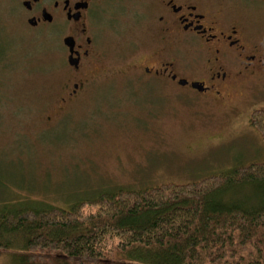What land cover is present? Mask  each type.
<instances>
[{
    "label": "rangeland",
    "instance_id": "1",
    "mask_svg": "<svg viewBox=\"0 0 264 264\" xmlns=\"http://www.w3.org/2000/svg\"><path fill=\"white\" fill-rule=\"evenodd\" d=\"M12 9L0 5V213L199 182L264 161V138L250 123L264 93L235 99V110L211 106L164 78L142 77L134 59L148 58L151 46H120L118 37L99 46L96 80L66 104L76 79L64 46ZM256 198L245 187L225 200ZM10 254L0 264H16Z\"/></svg>",
    "mask_w": 264,
    "mask_h": 264
},
{
    "label": "trees",
    "instance_id": "2",
    "mask_svg": "<svg viewBox=\"0 0 264 264\" xmlns=\"http://www.w3.org/2000/svg\"><path fill=\"white\" fill-rule=\"evenodd\" d=\"M250 123L264 138V107ZM245 187L256 190L251 207L225 200ZM0 254L16 264H264V161L199 182L1 212Z\"/></svg>",
    "mask_w": 264,
    "mask_h": 264
},
{
    "label": "flooded vegetation",
    "instance_id": "3",
    "mask_svg": "<svg viewBox=\"0 0 264 264\" xmlns=\"http://www.w3.org/2000/svg\"><path fill=\"white\" fill-rule=\"evenodd\" d=\"M4 1L23 26L64 46L76 79L66 104L96 80L99 46L118 37L120 46H151L148 58L134 59L142 77L164 78L211 106L235 110V99L264 93V0Z\"/></svg>",
    "mask_w": 264,
    "mask_h": 264
},
{
    "label": "water",
    "instance_id": "4",
    "mask_svg": "<svg viewBox=\"0 0 264 264\" xmlns=\"http://www.w3.org/2000/svg\"><path fill=\"white\" fill-rule=\"evenodd\" d=\"M71 63H73V62H71ZM197 88H199V86H196ZM200 89V88H199Z\"/></svg>",
    "mask_w": 264,
    "mask_h": 264
}]
</instances>
